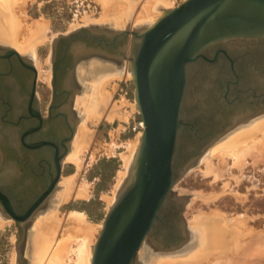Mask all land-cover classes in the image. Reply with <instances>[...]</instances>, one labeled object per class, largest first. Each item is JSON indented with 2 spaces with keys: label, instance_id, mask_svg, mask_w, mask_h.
Masks as SVG:
<instances>
[{
  "label": "water",
  "instance_id": "obj_1",
  "mask_svg": "<svg viewBox=\"0 0 264 264\" xmlns=\"http://www.w3.org/2000/svg\"><path fill=\"white\" fill-rule=\"evenodd\" d=\"M24 59L10 47L0 54L3 77L20 79L24 67L22 89L28 98L27 112L17 114L13 108L0 113V216L14 222L18 258L33 219L53 205L80 119L70 118L76 100L73 76L93 60L130 70L143 130L90 264H144L147 258L152 264L158 256L193 247L196 232L182 217L191 196L177 195L174 186L236 127L238 118L264 115V62L256 64L264 59V0H184L164 9L149 26H90L59 35L51 44V98L45 118L35 93L36 68ZM251 74L255 81L246 83ZM196 97L201 105L194 103L185 117L186 99ZM236 105L239 112L216 129L214 112ZM10 131L19 156L7 155Z\"/></svg>",
  "mask_w": 264,
  "mask_h": 264
},
{
  "label": "bare ground",
  "instance_id": "obj_2",
  "mask_svg": "<svg viewBox=\"0 0 264 264\" xmlns=\"http://www.w3.org/2000/svg\"><path fill=\"white\" fill-rule=\"evenodd\" d=\"M28 1L30 2L32 0H0V44L14 49L22 57L26 55L25 58H29L36 68V82H42L51 88L52 73L50 69H43V67L39 66V61L34 56V53L39 45H43L46 41L49 42V40H52L55 35H52L50 38L47 37V20L41 17L30 18L26 12V5ZM93 1L100 5V20L104 22L113 20L115 26H118L119 23H125V19L129 17L128 15H130L131 11L134 9L136 10V20L139 22H145L147 20L143 26H149L154 23L158 17H160L164 9L172 8V3L169 0H142L137 5L129 0ZM159 3L163 6L161 5L162 7L156 9L157 4ZM91 19L88 16L82 17L83 24L77 26L75 25L71 27V30L80 29L82 27H90L88 24L92 22L90 21ZM52 41H50V44H52ZM263 62L264 59H256V64ZM99 65H101V63ZM93 66L94 67L90 70L86 68L87 70L84 71L82 70V67H80L81 69H78L80 72H83V74L87 73L89 79L91 80L89 85L91 93L85 102V99L80 98L78 95L75 98L76 100L83 101L85 118L79 122V126L77 124L74 138L70 144V151L64 159V163L73 164L76 171L73 175L66 178H60L61 180L58 183V188L54 195L59 204L61 203L65 205V203L69 200L87 199L88 186L86 182H76L78 172L82 168V153L88 150L92 141V136L90 135L92 131H89V128L85 124L91 123L92 125H95L101 120H106L111 123L115 118L125 119L127 117V115H124L125 112L121 115V111H118L115 104L112 105L109 103L111 98L110 96L112 94L106 88L111 81L116 80L117 78L119 79L122 75H125L128 80L130 78L132 79L130 70L128 68H124L123 70H119L113 74L110 70L96 69L95 66L97 65ZM244 72L245 71L242 73L244 74ZM115 76L116 79H114ZM251 79L252 81H255V76L252 74L249 76V80L245 82L251 84ZM194 103H196V105H201L200 99L197 97L193 99V102L188 98L186 99L184 106L185 117L190 116L188 111L194 110ZM240 107L241 106L236 105L235 107L227 110L222 106H219V109L214 112L215 128L219 130L226 126L227 123L234 118L235 114L239 112ZM136 108L137 107L135 105L132 110L134 111ZM76 113L80 118L82 113L80 111H76ZM235 122H237L236 127L210 146L208 150H206L199 158L196 166L203 165V168L193 171L190 169V173H194V171H196L203 177L211 175L216 180L217 178L222 179L223 174L226 173L227 159L233 160L232 167L236 170H242L245 166H247V159H251L254 165L264 163V115L254 118L241 117ZM141 135L142 132H139L134 140L127 142L126 150L120 154L125 171L118 173L116 185L115 187L113 186L114 191L112 190L114 194L127 178L128 170L137 152ZM113 145H115V143H113ZM110 150L111 149H109V151ZM93 157L94 154L92 153L89 163L93 160ZM214 160H217L216 164L213 162ZM248 178L254 181V177L249 176ZM60 187L61 192H58L60 191ZM224 188L226 189V185ZM114 194L112 197L107 199L105 198L108 207L115 199L116 195ZM213 195L208 196L206 200L208 201L211 197H213ZM217 196L219 197V195ZM236 197L239 200L242 198L240 195H236ZM49 202L50 198L47 203ZM190 203L192 204L190 208L192 216L186 223L189 228L190 226L198 229L201 228L203 235L202 241H200V248L194 252L186 250L182 253H169L168 255H161L154 258V262L152 264H205V262H209L211 264H249V261L238 254L239 251L236 252V250L239 249L238 246L242 242L241 239H246L244 237L251 233V229L245 224L244 216L237 215L236 217H230L227 218V221L217 218L216 220L215 216H217L218 213H221L219 210H212V212H215L216 214H206L200 209V205H198L195 200H191ZM10 220L11 219L0 216V228L9 224ZM63 221L54 210L42 215L39 217L38 221L36 220L33 222L32 230L34 233L32 234V240L30 239V242L32 241L30 244H32V257L35 262L39 264H42L43 262L44 264H66V259L69 257L70 253L74 251L73 253L75 254V259L72 261L73 264H90L92 249L96 238L95 235L101 226L87 221L85 214L80 211H69L65 215ZM58 230L59 233L57 232ZM56 234L57 236L55 237ZM192 234L193 236H191L194 237V239L198 238L197 233L192 231ZM73 246H75V250H73Z\"/></svg>",
  "mask_w": 264,
  "mask_h": 264
},
{
  "label": "rangeland",
  "instance_id": "obj_3",
  "mask_svg": "<svg viewBox=\"0 0 264 264\" xmlns=\"http://www.w3.org/2000/svg\"><path fill=\"white\" fill-rule=\"evenodd\" d=\"M129 1H132V3H136L137 5L142 0ZM169 1L172 3V8H174L184 0ZM161 5V3L157 4L156 9L163 6ZM26 6V12L30 18L41 17L48 21L47 37L49 38L52 35H55L54 38H56L59 35H65L77 30H71V27L83 24L82 17L84 16H88L90 19L92 18L90 20L92 22L88 24L89 26H98L114 30H124L126 27L132 30L131 28L142 26L147 22V20L145 22H139L136 20L135 9L132 10L130 15H128L129 17L125 19V23H119L118 26H115L113 20L105 22L101 21L100 5H98L93 0H32L30 2L28 1ZM54 38H52V40ZM52 40H49V42L46 41L43 45H39L36 48V51L34 50V56L39 61V66L43 67V69H50V71V41ZM99 64V61H93L92 63H89L87 67H82V70H90L92 67H94L93 65H97L95 66L96 69L99 68L103 70L106 69L107 71L110 70L113 72V74L119 71V66L116 65V63ZM78 69L81 68L79 67ZM78 73L80 79L83 81V85H85V91L82 90V93L78 96L85 99V102L91 93V89L89 88L91 80L89 79L87 73L83 74V72H80L79 70ZM114 79H116V76ZM106 89L112 94L110 96L111 98L109 103L112 105L115 104L118 111H121V115H123V112H125L124 115H127V117L125 119L115 118L111 123L107 122L106 120H101L102 122L100 121L95 125H92L91 123L85 124L89 128V131L93 132L90 134L92 136V141L88 147V150L82 153V168L78 172L76 182H86L88 186L87 199L85 198L72 201L69 200L64 205L61 203L59 204V202H57L56 198L53 196V205H48L46 209L38 213V215H36V217L33 219V222L36 220L38 221L39 217L54 210L57 212L62 221L69 211H80L85 214L87 221L102 227L104 217L109 208L106 199L112 197L114 194L113 191L116 185L118 173L125 171L120 154L126 150L127 142L134 140L137 134L143 130V127L141 128L138 126L139 123H142L140 113L136 111L137 108L134 109V111L132 110V108L136 105L134 98V83L132 79L130 78L128 80L125 75H122L119 77V79L117 78L116 80L111 81ZM35 90L36 95L38 94L37 96L39 99L41 112L45 114L51 98V88L42 82H36ZM83 107V101L75 100L74 108L76 111H80L82 113L78 121V126L80 124L79 122L85 118ZM113 143H115V145H113ZM109 149L111 150L109 151ZM92 153L94 154V157L89 163ZM213 162L216 164L217 160H214ZM232 164L233 160L227 159L226 173L223 174L222 179L217 178L216 180L211 175L203 177L199 172L196 171H194V173H190L193 170H199L203 168V165L195 166L191 171L187 172L179 179V181L174 186V192L177 195L190 194L191 196L188 205H186V208L182 213L185 223L191 219L192 216V211L190 210L192 205L190 203L191 200H195V202L200 205V209L206 214L215 213L212 212V210H219L221 213H218V217L215 216V219L217 218L227 221V218L243 215L245 224L251 229V233L244 237L246 239H241L242 242L238 246L239 249H237L236 252L239 251L238 254L249 261V264H264V163L254 165L251 159H247V166H245L242 170H236L232 167ZM75 171L76 170L73 164L63 163L61 178H66L70 175H73L75 174ZM249 176L254 177V181L249 179ZM225 185L226 189L224 188ZM59 190L60 191L58 192H61V187ZM110 192H113L112 195ZM116 193L117 192H115L114 195H116ZM211 195H213V197L207 201L206 198ZM217 195H219V197ZM236 195H240L242 197L241 200L237 199ZM11 221L12 220H10L9 224H6L0 228V264H39L36 263L32 257L33 249L32 244H30L32 243V241L30 242V239L32 240V234L34 233L32 230L33 222L31 224L30 230L27 232L26 241L22 248L20 260L16 251L17 231L14 222ZM190 228L194 229L198 234V238L194 239V241H196H193L194 246L188 249V251L191 250L190 252H194L200 248L199 246L200 241H202L203 232L201 228L198 229L193 226H190ZM100 229L95 235V242L99 236ZM57 232L59 233V230ZM73 250H75V246H73ZM144 251L145 250L142 249L140 252L141 258L144 257ZM73 252L74 251H72L69 257L66 259V264H73L72 261L75 259V254ZM144 261V264H150L151 258H147ZM42 264H44V262ZM205 264L211 263L205 262Z\"/></svg>",
  "mask_w": 264,
  "mask_h": 264
},
{
  "label": "flooded vegetation",
  "instance_id": "obj_4",
  "mask_svg": "<svg viewBox=\"0 0 264 264\" xmlns=\"http://www.w3.org/2000/svg\"><path fill=\"white\" fill-rule=\"evenodd\" d=\"M5 47H6L5 45L0 44V54H3ZM23 57H26V55H24ZM24 60L26 62H28V60H30V59L25 58ZM89 63L90 62H88V64ZM19 65L20 64H17V67H19ZM23 69H24V67L21 65L20 70H21L22 76L20 79H18L16 77H13L12 75H7V76L3 77L2 73L5 69L0 66V113H2V114L10 112L13 108L17 109V114H21V111H23V110L25 112H27L28 98H27V95L25 94L26 90L22 89V86L24 83ZM79 78H80L79 73L76 72L73 76V82H72V87L74 90L73 94H75L74 96L80 95L82 93V89L84 90V88H85V86L83 85V81ZM79 85H80V87H79ZM6 87H8V88H6ZM35 93H36V91H35ZM36 98L38 101V109H39L40 115L43 118L47 117V109H46V113L43 114L41 112V109H40L39 99H38L37 95H36ZM70 118H71V121L79 118V115H77L76 109L73 106L71 109ZM7 135H8V138L5 141L6 152L10 151V152H7V155L8 156H14V155L19 156L18 153L20 150H19L18 142L16 141L15 136L13 135V133H11V131ZM48 204L49 203L46 202V206Z\"/></svg>",
  "mask_w": 264,
  "mask_h": 264
},
{
  "label": "built area",
  "instance_id": "obj_5",
  "mask_svg": "<svg viewBox=\"0 0 264 264\" xmlns=\"http://www.w3.org/2000/svg\"><path fill=\"white\" fill-rule=\"evenodd\" d=\"M139 126H140V123H139ZM141 128L143 127V123H141V126H140Z\"/></svg>",
  "mask_w": 264,
  "mask_h": 264
}]
</instances>
